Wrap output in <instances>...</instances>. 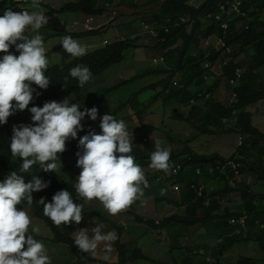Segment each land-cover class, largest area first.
<instances>
[{
    "label": "clouds",
    "instance_id": "obj_1",
    "mask_svg": "<svg viewBox=\"0 0 264 264\" xmlns=\"http://www.w3.org/2000/svg\"><path fill=\"white\" fill-rule=\"evenodd\" d=\"M119 1L120 0H118V2ZM106 4H115V0H113V2H106L105 0H102L99 3V6H102L107 10L104 14L108 12L107 7L105 6ZM153 5L157 6V4ZM60 8L61 6L54 7V5L48 2V0H0V56H3L0 58V128L13 130V135L10 143L8 142V146L1 143L0 149L7 154L5 165L8 164L6 166H9L11 169H15L16 165H20V173H30L32 168L36 165H39L43 172L55 173L58 166L57 162H59L62 167L61 163L63 162L60 161V154L66 150V142L70 138L75 139L73 143L68 142V144L74 145V147L78 146L81 149L80 152H77L76 158V166L81 169V171L72 183L76 194L72 195L68 190H61L53 195L51 202H46L44 198H41L38 203L43 205V215L47 217L57 228L61 225L70 226L73 222L76 225H79L84 219L82 212L85 209V205L91 201H98L102 204L105 211L111 216L108 219L113 226L117 227L118 234H116L115 231L102 232L105 225L97 224L95 227L91 228V235L89 234L88 228L76 230L74 240H72L68 238V236L62 234L58 228L61 239H57L58 242H56V235L52 231V226H48L44 220L37 218L35 214H33V216L36 220L43 222L49 228L51 236H49L48 241L50 244L65 246L67 248L65 252L70 250L74 251L77 247L79 252L92 254L88 257L95 260L93 263H96V261L100 262L94 255L96 254L97 249L103 245V251L105 254L102 257L104 261L101 262L110 263L107 261L110 259V253L113 250V245L117 250L116 242H120L119 239L121 238V235L126 232L125 227H123L121 223H116L110 218H113L112 216H116L125 211L136 201H142L144 197V190L149 187L145 178L144 170L140 165L149 166L151 169L159 171L157 173L159 175L157 176L159 181L162 180L164 174H169L170 180L174 182L173 188L177 184H180L181 188H190L186 193H183L185 195V202H189L191 195H193L197 203L202 202L207 208L210 207L217 191L221 190L223 186L235 191L240 189V187L236 188L235 185L239 177L242 175L240 173L242 168V158L237 156V148V151L234 153L235 155L233 154L231 158L225 159L224 162L226 163L229 160L238 161L241 164L239 176H236L234 172L225 174H219L218 172L209 173V167L224 163H217L216 165L210 164L205 167L196 168L189 166L192 173L196 176L193 180L200 179L197 183H191L190 179L183 177V172L188 166L184 167L183 165H176L175 168L171 170L172 166L169 163L171 148L163 146V142L160 139H155L156 137L153 138V140L155 139L153 141L152 136L150 139L146 136H141V143L138 145L154 144V150L151 151L150 165H144L142 161H135L133 155L130 154L133 150V138L130 137L125 122L123 120L116 119L117 117H120L118 114L120 105L123 103L125 107L130 106L132 108L131 103L134 100H139L138 95L146 90L154 91V89H152L154 86H156L155 90L157 91L159 86L163 85V94L165 97L166 95H169L170 92L175 91V89L185 88L186 85L185 81L187 80H185V78L180 74L169 78L172 75V69L166 65L164 54L167 51L164 52L163 50L161 52L164 54H161L160 57L153 58L152 63L154 66L164 65V69H151L148 71L149 73L145 75H141L140 77H131L129 80H124L122 83L106 90V93L109 91L115 92L121 86L131 84L141 78H159L153 82L154 85L151 87L146 88L148 85L143 86L145 88L137 90L131 98L120 102L117 111L113 114H105L101 120L95 121L98 117V109L93 107L91 109L85 108L81 111L82 107L78 103V100L73 98L76 91L70 96L57 92L56 94H58V96L54 97L53 101L46 102L43 107L33 106L29 109L31 113L32 125H20L13 128L12 123L8 120V118L16 111L22 112L28 109L29 104L33 100V92L35 91L31 85L34 84L40 88L41 98L45 93H51L48 89L50 79L45 74L51 72V70L57 67L58 64H61L63 58L67 60L69 56H71L76 59L87 53V47L81 45L77 40H74L78 38L71 37V35L76 32H68L62 28H51L49 31L53 33L49 36H45L44 39L40 34L33 36H29L27 34L29 30L33 33H38L42 27L48 24V18L41 11L45 10L50 13L52 12L53 15H56L58 19H60L62 14L55 12ZM241 18L249 20L247 14L246 17L238 18L230 16V27L235 19ZM214 22L222 29L220 22L215 20ZM155 23L163 25L162 27L150 30L152 35L156 37L157 40H155L158 41V36H160L159 32L165 27V25L163 23ZM146 24L147 25H145L144 28L148 32L151 26L148 24L154 23L147 22ZM243 24V21L241 23H237L235 29L237 30L241 28ZM108 28L111 27L92 29L89 31L101 30L103 32ZM229 29L226 31L222 29L224 35L219 36L224 37L225 40V47L222 50L217 51L214 47L216 42L215 36H218L214 33H211L208 37H206V40H210L211 42L210 47H206V40L203 42V49L200 53L205 54L206 60L209 59L212 52H221V56L225 57V60H219L213 65H211L209 61L204 63L203 70L205 73L203 74L202 84L198 86L191 84L187 88V91H189L193 97L186 105L180 104L189 108V112L191 106L197 105L198 102H227L233 108L238 103L237 89L241 85V79L245 73V68H240L242 70V74L239 79L234 73L235 69L238 68L236 64H233L235 69L231 73L225 72V68L232 63L231 56L233 53V49L227 45V38L230 33L227 32ZM61 31L62 33L57 36V33ZM131 32L134 34L135 30H132ZM138 33L140 32L137 31L136 34ZM133 34L127 38H138L139 40V37H134ZM107 41L109 40L103 39L102 45H107ZM48 45L50 46L48 47ZM141 46H145V43H142V45H139L138 43L134 50H139ZM156 47L157 46H155V49ZM14 51L18 52L19 55L17 56L10 53ZM49 52L50 56L60 53L58 58H60L61 61L48 66L49 61L46 54ZM196 55L197 54L193 56ZM133 57L137 60L135 55ZM229 59H231V62H229L228 65H223V63ZM206 64H210V68H206ZM217 70H221V74H219ZM158 71H165L167 73L159 75L154 74ZM213 71L216 72L214 73ZM206 75H209L208 80H205ZM69 76L78 82V88L80 89L84 88L86 84L94 80V78L92 79L93 74L91 70L87 66L83 65H77L70 69ZM218 79L219 82L216 83ZM231 80H236V84L234 86L231 85ZM69 83L70 81L66 77L64 81L65 86ZM219 88H222L225 92H227L226 95L223 96L224 98L217 99V96L214 94ZM235 94L236 96H234ZM227 95H229L230 100L226 98ZM93 96L95 95L93 94ZM73 100L75 103H73ZM149 101H153V98L146 100L148 110L151 105ZM153 102L157 103L156 101ZM172 102L177 101L174 100ZM172 102L165 103L163 101L165 105H169ZM175 109L177 108H174L173 111ZM148 110L145 113L146 115L150 113ZM237 113L238 111L234 110V115ZM86 116L94 122H84L83 120ZM98 122L101 123L97 124ZM229 122L230 121L227 119L223 120V124H228ZM144 126L149 127V125ZM190 127L195 128L193 126ZM85 128H88L87 131H97L100 129L102 131L101 133L90 132L87 134V131H84ZM80 132L81 136L77 138V135ZM167 137H170L169 133H167ZM240 138L243 143L244 136L241 135ZM240 146L241 145H238V147ZM198 169L201 171L200 174L197 173ZM175 170H178L176 175L174 174ZM231 174L232 177L230 176ZM217 178L224 181L225 185L223 182H220L218 187V183L215 182ZM201 184L205 185L208 189L213 187V190H207L204 196L199 197L197 194V188ZM48 186V183L43 182L39 178H34L31 182L25 183L22 175H18L16 171L8 174L1 168L0 264H53L50 257L47 255L45 245L38 241L39 235L37 233H39V228L32 227V218L26 211L31 209L33 213L34 209L32 204L34 202V198L32 193L42 191ZM181 188L179 190L174 188V190L181 191ZM188 194L190 196L186 197ZM222 199L223 198L220 200L221 209L214 211V215H220L222 213ZM171 201L174 203L173 205H176L177 207L183 206L180 201ZM124 213V215L127 214L130 216L134 224L142 225L133 220L132 215L138 214L131 213L129 210H126ZM121 215L123 214H120V216ZM198 215H201L199 210ZM263 223L264 222L259 223L258 229H264L260 227ZM121 230H123L122 233ZM147 230L149 231L148 228ZM248 233L245 234L243 238H247ZM202 250L203 249H199L197 254L200 255V258L201 256H204L207 261L210 262V254L205 255L206 252L202 253ZM85 258H87V256H85Z\"/></svg>",
    "mask_w": 264,
    "mask_h": 264
},
{
    "label": "trees",
    "instance_id": "obj_2",
    "mask_svg": "<svg viewBox=\"0 0 264 264\" xmlns=\"http://www.w3.org/2000/svg\"><path fill=\"white\" fill-rule=\"evenodd\" d=\"M102 0H75L62 6L55 12L60 14L66 13H81L85 16L96 17L104 14L107 10L99 6ZM106 2H113V0H105ZM233 0H205L200 6H195L191 3V0H145L144 3H140V0H120V3L128 5L129 8L141 9L146 4H157V10L153 11L150 22L148 23H163L165 27L159 32V40L156 41V49H161L164 52V59L166 65L172 69V76L180 74L185 78V88L175 89L164 97L165 103H170L176 100L179 104L186 105L193 95L187 91V88L191 84L201 85L203 80V65L206 61H209L211 65L215 64L219 60L224 61L225 57L220 53H211L209 59L206 60L204 53H199L196 56H191L190 52L193 46L198 45L199 35L205 34L208 37L211 33L218 36H223L224 32L220 26L212 21L213 16L219 12L220 5H230ZM264 8V0H243L241 6L242 11L247 14L249 20L235 19L232 22L231 27L227 33V45L233 49L232 63L225 68V72H232L236 64L238 68H245V73L241 79V85L237 89L238 91V103L233 108L227 102H198L197 105L191 106L188 114L181 112L177 109L173 111L172 118L174 120H186L190 126L196 128L200 134L213 135H227L232 133H238L244 136L243 143L238 147V154L242 158L241 174L246 172L252 173L256 181H262L264 185V176H260L258 173V167H262L264 163V133H262L253 123L254 112L248 110L249 107H253L258 102L264 101V19L260 18ZM244 22L243 26L239 29H235L237 23ZM206 23V24H205ZM131 27V26H130ZM129 31H132L131 28ZM167 29V30H166ZM101 30H93L85 33H73L72 38H83L92 35L101 34ZM234 35V39L231 36ZM138 38H126L117 39L116 41H107V45L102 46L101 49H97L94 53L85 55L83 57L76 58L68 62L65 58L62 59L61 64L53 68L51 72L45 74L50 79L48 89L51 93H45L42 98L40 96V88L36 85H31L35 91L33 92V100L28 106V109L24 111H16L12 116L8 118L11 121L12 127H18L20 125H32L31 113L29 109L33 106L43 107L46 102L53 101L54 97L60 94H66L70 96L73 94L78 86V82L69 76L70 69L77 65L87 66L93 76L96 78L102 75L106 70L111 67L120 64L123 61V54L125 51L134 49L137 46L135 42ZM183 41V46L176 48L179 42ZM14 55H19L18 52H10ZM251 53L252 55H249ZM177 54V55H175ZM243 55L245 58L239 60ZM3 56H0L2 58ZM167 72H155L154 74H166ZM68 78L70 83L65 86V78ZM219 82V79L216 83ZM156 89V86L152 87ZM53 93V94H52ZM96 95V94H94ZM92 97L93 94L91 95ZM105 94H97L96 97L101 99ZM159 95L153 97V101H157ZM153 101H149L152 104ZM73 103L75 101L73 100ZM132 108L136 109L143 106V111L146 113L148 105L134 100ZM125 105L122 103L120 110ZM234 110L239 112L234 115ZM135 114V113H134ZM227 119L232 122L235 120V127H226L227 124H223V120ZM98 122L97 124H100ZM229 124V123H228ZM13 130L6 128H0V145L1 143L8 146ZM168 142L173 144L175 139L173 137H167ZM66 142V150L60 154V161L64 162L69 158H77V152L81 149ZM180 142V140H179ZM71 143V142H69ZM154 150V144L145 145H133V150L130 153L135 158V161H142L144 165H150L151 151ZM258 150H262L259 156H256V160L252 162V153H256ZM7 154L0 149V170L4 169V172L10 174L16 171L18 175H22L25 183L31 182L34 178H39L43 182L48 183V187L39 192H33L34 198L33 214L37 218L45 221L48 226H52V231L56 235V242L61 239V235L58 228L43 215V205H40L38 201L44 198L46 202H51L53 195L61 190H68L72 195L76 194L73 187V180L75 181L76 175H71L69 179L63 178L56 171L43 172L39 165L32 168L30 173H20V165H16L15 169L9 168L5 165ZM225 159L217 153L213 155H198L188 145L184 146V149L171 148L170 164L171 170L176 165H183L184 167L190 166L192 168L205 167L207 165H216L217 163H224ZM59 162H57L58 164ZM232 177V174L230 175ZM224 178V177H223ZM184 180V179H183ZM223 186L221 190H218L213 198L210 207H205L202 202L193 204L192 208L199 210L201 215L191 216H169L161 221L155 219L140 217L139 215H132L133 220L145 225L149 230L162 231L173 233L179 236L175 238V242L172 243L170 251L167 253V259L170 258L172 264H223L221 258L224 253L230 250L234 245L241 242L254 241L260 246L263 253L262 260L255 261L251 258H242L236 264H264V229H258L259 221L264 222V203L262 207L258 208L260 202L264 200L263 195H257L251 192V188L248 185L247 189L241 191L243 197V204L239 206L234 212H230L228 207L222 209L220 215H214L213 212L221 209L220 200L224 195L229 194L231 191L233 194L235 190H230L228 187ZM250 188V189H249ZM240 191V189H237ZM190 201V200H189ZM167 202L174 204L171 200ZM260 209V210H259ZM247 216V224L249 233L247 238H243L245 235V229L240 226L230 225L228 220L233 217ZM202 224L206 229L208 236H213L215 245L210 248L208 244H190L185 245L178 239L183 238L187 233L192 231L193 226ZM253 229V231H252ZM123 230H121V233ZM253 234V235H252ZM224 235V236H223ZM217 236L218 239H215ZM253 240H252V239ZM58 239V240H57ZM222 240V242H217ZM189 244V240H187ZM117 247V261L115 263H103V264H139L140 262H148L149 258L143 253L142 249L132 244H121L116 242ZM199 249L205 250V255L210 254L212 260L210 262L207 259H203L200 263H197L195 257H200L197 254ZM211 250V253L209 252ZM173 252V256L171 253ZM202 257V256H201ZM89 261L95 262L90 257L85 258ZM96 263H99L96 261Z\"/></svg>",
    "mask_w": 264,
    "mask_h": 264
},
{
    "label": "rangeland",
    "instance_id": "obj_3",
    "mask_svg": "<svg viewBox=\"0 0 264 264\" xmlns=\"http://www.w3.org/2000/svg\"><path fill=\"white\" fill-rule=\"evenodd\" d=\"M75 0H52V3H59L58 6H64L65 3L74 2ZM145 0H140V3H144ZM205 0H191V3L195 6H200ZM129 5V4H128ZM128 5L115 0V4H106L105 6L108 9L106 14L96 17H88L79 13L75 14H62L61 18L58 19L56 15H53L52 12H47L45 10L41 11L48 18V24L42 27L38 33H33L31 30L28 31L29 36L40 34L43 39L45 36H49L51 31L49 29H58L62 28L68 32L84 33L92 29H103L107 27L106 31L101 32L98 35H92L89 37H83L74 39L77 40L81 45L87 47V53L89 55L94 53L97 49L102 48V40L107 39L110 42L116 41L117 39H126L130 37L133 33L129 31L135 30L133 34L134 37H139V40L135 42L137 46L145 43V46H141L139 50H128L124 53V61L117 66L111 67L108 71L102 75L94 78L84 88H78L73 95V98L78 100L80 104L81 111L86 109H91L96 107L98 109V117L95 121L101 120L105 114H113L117 111L119 103L131 98L137 90L140 88L151 87L154 85V81L158 80L157 77H146L137 79L136 82H133L128 85L121 86L117 91H109L106 93V90L110 87L116 86L122 83L124 80H129L131 77H140L149 73L151 69H164L165 66L159 65L154 66L152 59L155 57H160L162 53L161 49H155L156 37L152 35L150 30H154L157 27H162L163 25L159 24H148L151 25L150 29L147 30L144 28L147 25V22H150L149 18L153 11L157 10V6L153 4H146L141 9L129 8ZM57 7V6H54ZM263 12L260 15V18L264 19V8ZM213 21V19H212ZM206 24V23H205ZM223 29V28H222ZM144 30V31H143ZM140 32L136 34V32ZM62 33L58 32L57 36ZM205 34L199 35L198 45L193 46L190 52V55L199 54L203 49V42L206 40ZM156 39V40H155ZM231 39H234V35L231 36ZM183 41L179 42L176 48L183 46ZM50 45H48L49 47ZM160 50V51H159ZM60 53H56L50 56V52L46 54L48 58L49 65L53 63L60 62L61 59L58 58ZM84 55V56H85ZM136 56L137 60L133 57ZM177 55V54H175ZM249 55H252L249 53ZM83 57V56H82ZM243 55L240 59H244ZM69 59V60H68ZM67 61H71L74 57L69 56ZM142 62H139V61ZM221 74V70H217ZM178 78V76H177ZM175 79V78H174ZM163 85L159 86V89L156 90H146L141 92L138 95L140 102L145 103L146 100L152 99L155 95H159L157 103L153 102L149 106V114L146 115L143 111V106L139 108H131L127 106L120 110L117 120H123L127 125L130 137L133 138V145H138L141 143V136H146L150 139L152 136L155 139H160L163 142V146L174 148V149H184V146L188 145L191 147L198 155H213L214 153L220 154L224 159H229L237 151L241 135L238 133H232L229 135H213L209 136L207 134H200L195 128L189 126L188 121L186 120H174L172 119L173 109L177 108L188 114L189 108L186 106L180 105L177 102H172L169 105H165L164 94H163ZM103 99L97 100V94H105ZM222 88H219L214 94L217 96V99L224 98L226 95ZM92 94H96L92 97ZM228 100L229 95L226 96ZM146 110V111H147ZM249 111L254 112V125L264 133V101L255 104L253 107L248 108ZM135 113V114H134ZM239 112L237 113L238 116ZM84 122H94L89 117H85ZM144 125H149L146 127ZM153 129H152V128ZM226 127H235V120L229 122ZM88 128H85L84 131H87ZM100 130H89L90 132L101 133ZM167 133L175 139V142L171 145L167 140ZM81 136V132L78 133L77 138ZM76 138V139H77ZM154 139V140H155ZM75 139H69V142L73 143ZM153 140V141H154ZM177 140V142H176ZM180 140V142H179ZM262 150H258L256 153H252V162L256 160V156H259ZM263 153V152H262ZM235 155V154H234ZM170 163V161H169ZM62 167L58 163L56 172L65 179H69L71 175L75 174L76 177L79 175L81 169H79L76 158H70L67 161L61 163ZM145 174V178L149 184V187L144 190L143 200L136 201L128 209L131 213L138 214L140 216H145L151 219H156L158 221L163 220L166 217L178 215V216H196L198 215V210L193 211V204H197L194 196L191 195L190 201L185 202V195L190 188L183 187L181 191H175L173 188L174 182L170 180L169 174H164L162 180L159 181L157 173L159 171L151 169L149 166L140 165ZM258 173L260 176H264V163L262 167H258ZM162 176V171H161ZM183 177L190 179L191 183H197L200 179L193 180L196 176L192 173L190 167L188 166L184 172ZM215 182L219 183L225 182L220 178H217ZM263 182L256 181L252 173L246 172L242 174L235 187H240V191L236 190V193L233 194L232 191L224 195L222 198V208L228 207L230 212H234L239 206L243 204V197L241 191L247 189L248 185L251 192L257 195L264 194V185ZM241 184V185H240ZM167 200H173L176 202H181V205L177 207L176 205H170ZM264 200L259 203L258 208L262 207ZM100 207V208H99ZM125 210V211H126ZM260 210V209H259ZM28 215L32 218V227L39 228L38 241L42 242L45 245L47 250V255L50 257V260L53 264H97L85 259V256H90V253L79 252L76 247L75 250H70L65 252L67 248L63 245L50 244L48 241L51 232L49 228L41 221H38L34 218L32 210H26ZM125 211L121 212L116 216L110 218L116 223H121L125 227V233L121 235L119 239L122 244H131L134 243L137 248L142 249L143 253L149 258L148 262H140L139 264H172V261L167 259V253L171 249L172 243L175 242L176 235L173 233L162 231H153L147 230L144 225L134 224L129 215H124ZM84 219L79 225H76L74 222L70 226L61 225L59 228L60 232L68 238L74 240L75 231L82 228H88L89 234L91 235V228L95 227L97 224L105 225L102 229V232L115 231L118 234L117 227L113 226L108 219L111 217L103 208L102 204L98 201H91L85 205V209L82 212ZM120 216V217H118ZM108 220V221H107ZM229 224L230 219L228 220ZM261 221H259L260 223ZM202 224L193 226L192 231L187 233L183 238L178 239V241L183 242L185 245L190 244H203L206 243L212 248L215 245L213 236H208L206 234V229L202 227ZM253 235V234H252ZM224 236V235H223ZM118 237V235H117ZM179 238V236H177ZM176 238V239H177ZM118 239V238H117ZM215 239H218L217 236ZM252 239V238H251ZM189 240V244L187 243ZM253 240V239H252ZM115 242V241H114ZM113 242V243H114ZM217 242H222L218 240ZM205 250H202L204 253ZM211 253V250L209 251ZM103 245H101L96 254L94 255L100 262L98 264H103L102 259L104 255ZM173 256V252L171 253ZM174 257V256H173ZM242 258H251L255 261H260L263 258L262 250L260 246L254 241L241 242L234 245L230 250L224 253V256L221 258L223 264H236ZM117 259V252L113 245V250L110 253V259L107 262L113 263ZM206 259L203 257H195L197 263H200V260ZM212 258H210V261Z\"/></svg>",
    "mask_w": 264,
    "mask_h": 264
},
{
    "label": "built area",
    "instance_id": "obj_4",
    "mask_svg": "<svg viewBox=\"0 0 264 264\" xmlns=\"http://www.w3.org/2000/svg\"><path fill=\"white\" fill-rule=\"evenodd\" d=\"M243 3V0H233L230 5L226 6L225 4H221L220 5V10L218 13H216L213 17V19L217 22H220L222 25V28L224 31H226L227 29H229L230 25H229V19L230 16H235V17H246V14L242 11L241 9V5ZM216 38V42H215V49L217 51L222 50L225 47V40L224 37H219V36H215ZM206 47H210L211 46V42L210 40H206L205 42ZM229 52V51H228ZM229 62H231V59L225 61L223 63V65H228ZM206 68H210V64H206ZM214 73L216 71H213ZM234 73L236 74L237 78L239 79L241 77L242 74V70L240 68H236ZM209 75L205 76V80H208ZM231 85H235L236 84V80H231L230 81ZM236 96V94L234 95ZM242 144V139L240 138V143L239 145ZM241 168V164L238 161L235 160H229L224 164L221 165H217V166H213V167H209V173H215L218 172L219 174H225V173H229V172H234V174L236 176H239V169ZM178 173V170L174 171V174L176 175ZM197 173L200 174L201 171L198 169ZM176 190H179L181 188L180 184L175 185L174 187ZM207 190L212 191L213 187H210L209 189L201 184L199 185V187L197 188V194L199 197L204 196L207 192ZM230 223L233 226H240L241 228L245 229V234L248 233V224H247V216H241L240 218H232L230 219ZM261 228H264V223L261 224L260 226Z\"/></svg>",
    "mask_w": 264,
    "mask_h": 264
},
{
    "label": "crops",
    "instance_id": "obj_5",
    "mask_svg": "<svg viewBox=\"0 0 264 264\" xmlns=\"http://www.w3.org/2000/svg\"><path fill=\"white\" fill-rule=\"evenodd\" d=\"M48 2L52 3V0H48ZM52 5L57 6V7H60V6H58L59 3H55V4L52 3ZM262 12H263V11H262ZM254 119H255V117H254ZM254 119H253V121H254ZM189 196H190V195L188 194L186 197H189Z\"/></svg>",
    "mask_w": 264,
    "mask_h": 264
}]
</instances>
